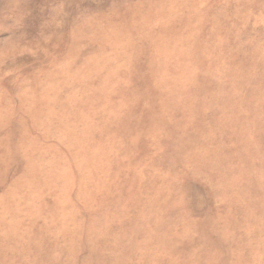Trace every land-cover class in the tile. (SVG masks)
Here are the masks:
<instances>
[{
	"label": "rangeland",
	"instance_id": "374dc122",
	"mask_svg": "<svg viewBox=\"0 0 264 264\" xmlns=\"http://www.w3.org/2000/svg\"><path fill=\"white\" fill-rule=\"evenodd\" d=\"M0 264H264V0H0Z\"/></svg>",
	"mask_w": 264,
	"mask_h": 264
}]
</instances>
